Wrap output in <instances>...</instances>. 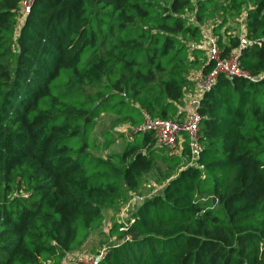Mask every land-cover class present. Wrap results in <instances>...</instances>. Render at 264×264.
Wrapping results in <instances>:
<instances>
[{"label":"trees","instance_id":"1","mask_svg":"<svg viewBox=\"0 0 264 264\" xmlns=\"http://www.w3.org/2000/svg\"><path fill=\"white\" fill-rule=\"evenodd\" d=\"M20 1L0 0V264H60L122 187L157 159L188 158L187 147L170 153L150 131L105 158L88 150L102 146L93 137L102 113L130 118L131 128L143 107L181 116L195 86L191 56L205 53L191 44L202 29L185 11L201 19L213 0H33L18 23ZM228 2L245 7L247 42L230 36L221 55L236 48L255 80L218 75L202 93L196 163L111 226L116 241L95 264H264V0ZM212 65L205 56L201 73Z\"/></svg>","mask_w":264,"mask_h":264},{"label":"rangeland","instance_id":"2","mask_svg":"<svg viewBox=\"0 0 264 264\" xmlns=\"http://www.w3.org/2000/svg\"><path fill=\"white\" fill-rule=\"evenodd\" d=\"M163 5H169L171 0H154ZM195 7L196 0H191ZM245 7L239 10L232 11L229 8L228 0H213V3L206 15L201 19L194 16L193 7L186 9L185 14L187 18L193 23L200 25L202 29V37L197 42H191L192 45L203 47L205 40V33L212 31L218 37V44L220 49L227 45V39L230 36H237L241 42L245 41L246 35V13ZM23 15L18 18V23H21ZM236 48L231 50L235 51ZM194 64H191L186 72L187 77L195 84V78L202 72L205 56L198 54V56H191ZM100 83H85L83 88L89 93L99 92L101 89ZM193 91V90H192ZM190 97V96H189ZM135 102V100H131ZM141 110H146L141 108ZM181 113V111H180ZM182 115V113H181ZM142 119V118H141ZM132 127V120L130 118H123L120 115H113L110 113H102L98 119V123L93 133L96 139L102 146L98 149L88 150V153L94 158H105L109 153H120L123 149L124 143L128 139V131ZM104 131L110 134V138H106ZM165 153H167L165 151ZM189 159L182 158V161L171 165L163 162L160 159L154 161L152 166L146 170L141 177V181L133 187H122L119 199L110 207L104 210L101 222L91 229L88 238L76 250L67 253L60 264H74L86 261L90 257L97 255V253L104 247L116 241V236L111 234L109 229L116 222L125 221L130 212L143 199L151 197L153 194L159 193L163 185L169 180V177L175 174L179 168L188 165ZM206 206L211 205L210 195H206L201 200Z\"/></svg>","mask_w":264,"mask_h":264},{"label":"built area","instance_id":"3","mask_svg":"<svg viewBox=\"0 0 264 264\" xmlns=\"http://www.w3.org/2000/svg\"><path fill=\"white\" fill-rule=\"evenodd\" d=\"M32 2L33 0L20 1L21 15L24 16L29 11ZM202 49H204L206 58L212 61L213 65L207 73H201L196 76L194 93L189 97L186 107L181 111L182 115L175 119H163L152 116L148 111L142 110V122L128 131V139L132 137L133 132L150 131L155 137L157 144L166 147L173 154L182 155L185 147H187L189 151L188 165L196 163V159L202 148L200 140L201 115L197 110L202 93L212 86L218 75L228 78L241 77L250 81H254L256 78L240 66L238 50L231 51L226 56L221 55L218 37L212 31L205 33ZM127 219L128 217L125 221ZM105 252L106 247L86 261L74 264H95Z\"/></svg>","mask_w":264,"mask_h":264},{"label":"crops","instance_id":"4","mask_svg":"<svg viewBox=\"0 0 264 264\" xmlns=\"http://www.w3.org/2000/svg\"><path fill=\"white\" fill-rule=\"evenodd\" d=\"M247 41L245 40V41H242V43H246ZM204 55H205V53H204ZM194 93V90L193 91H186L185 93H184V96H183V99H182V102L178 105V110L179 111H182L185 107H186V105H187V102H188V100H189V96H191L192 94ZM112 153H114V152H112Z\"/></svg>","mask_w":264,"mask_h":264},{"label":"water","instance_id":"5","mask_svg":"<svg viewBox=\"0 0 264 264\" xmlns=\"http://www.w3.org/2000/svg\"><path fill=\"white\" fill-rule=\"evenodd\" d=\"M215 201H216L215 198H213V203H215Z\"/></svg>","mask_w":264,"mask_h":264}]
</instances>
